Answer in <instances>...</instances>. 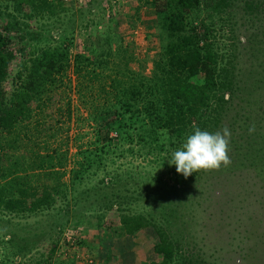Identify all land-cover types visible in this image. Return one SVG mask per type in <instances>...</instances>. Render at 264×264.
I'll return each mask as SVG.
<instances>
[{
    "label": "trees",
    "instance_id": "1",
    "mask_svg": "<svg viewBox=\"0 0 264 264\" xmlns=\"http://www.w3.org/2000/svg\"><path fill=\"white\" fill-rule=\"evenodd\" d=\"M143 2L159 18V39L166 40L147 73L144 61L121 44L120 33L95 30V42L88 34L73 43L71 31L81 35L86 28L63 22L71 2L10 0L9 11L3 5L0 82L9 78L12 88L7 95L0 89V216L48 210L68 215V205L76 209L93 197L101 208L115 207L124 233L150 227L156 238L152 249L165 264H205L192 257L183 236H176L177 207L163 196L186 190L201 176L243 166H252L264 182V0ZM238 3L252 22L243 33L232 16ZM203 10L228 26L229 41L214 44L209 26L190 17ZM45 101L57 107L42 112ZM71 120L74 136L89 137L78 142L66 168ZM195 127L212 133L230 129L231 168L201 169L185 178L169 164ZM16 148L22 149L20 155L14 154ZM125 156L143 159L145 174L131 167L119 173L120 165L131 162L117 163ZM161 166L164 176L172 174L167 180L152 174ZM47 240L50 260L56 242ZM3 241L11 257L23 258L33 248L26 236L12 234Z\"/></svg>",
    "mask_w": 264,
    "mask_h": 264
},
{
    "label": "rangeland",
    "instance_id": "2",
    "mask_svg": "<svg viewBox=\"0 0 264 264\" xmlns=\"http://www.w3.org/2000/svg\"><path fill=\"white\" fill-rule=\"evenodd\" d=\"M90 2L80 0L71 3L73 6L69 5L72 9H81L80 13L78 9L73 12L70 8L64 12V23L71 24L73 28L76 25L86 28V32L81 35L71 31L73 43L79 42L81 37L88 34L89 41L95 42L93 34L95 30L99 32L105 30L104 32L111 34L120 33L121 44L131 51L134 58L144 61L143 68L147 73L151 59L157 56L166 41L158 37L163 31L153 8L148 3H142V0H90ZM4 4L7 11L12 9L10 0H0V11L5 10ZM237 5L239 7L233 8L232 16L237 22L238 31L240 29L243 33L245 27H249L252 22L247 20L240 3ZM19 7L23 8L22 11L26 8L24 5ZM88 8L90 11H87ZM190 17L200 25L205 23L209 26L214 36L212 38L214 44L229 41L228 26L223 22L214 21L216 17L211 16L210 12L203 10L201 15L193 13ZM16 19L21 21V15H17ZM29 25L33 27L30 22ZM238 39L242 40V36L238 35ZM72 48L73 46H69L71 52ZM14 69L10 68L9 71L13 74ZM11 88L9 78L0 82V89L4 95H7ZM49 102L54 103L55 99L51 98ZM49 102L45 101L40 105L42 112L52 110L51 106L57 107L56 104L50 105ZM37 111L38 109H34L33 116L39 117ZM32 120L29 125L34 124L35 120ZM70 122L72 120L69 121L67 131L69 139L65 144L66 148H69L66 168L71 165L78 142H84L89 137L74 136L75 129ZM42 126L44 130V125ZM85 130L86 127L81 128V133ZM74 137L76 141L73 140ZM13 152L20 155L22 149L16 148ZM124 160L131 162L129 165L126 163L120 165L119 173L131 167L145 174L143 159L125 156L124 159L117 160V163ZM164 170L166 167L161 166L152 174L159 172L157 175L167 180L172 174L164 176ZM62 179H66V176ZM93 180L86 185L92 184ZM127 186L136 189L132 184ZM163 198L174 201L173 204L177 208L172 229L176 236H183L188 241V250L193 258L203 260L205 264H264V182L252 166L230 171L220 170L212 175L208 174L207 177L201 176L188 185L186 190L167 191ZM92 200L93 197L81 200L82 205L76 209L68 205L67 210L72 211L67 212L68 215H64L62 211L55 215L51 210L35 212L29 216L1 215L0 264H42L45 259L47 264H71V261L72 264H165L161 255L152 249L156 238L150 227L142 228L134 234H126L118 225L119 214L115 207L101 208L97 201ZM98 215L102 217L99 218V226H96ZM12 234L16 238L26 236L33 241L31 243L33 248L23 258H19L22 255L11 257L12 249L3 241ZM48 237L52 242H56L50 260L46 258L49 248Z\"/></svg>",
    "mask_w": 264,
    "mask_h": 264
},
{
    "label": "clouds",
    "instance_id": "3",
    "mask_svg": "<svg viewBox=\"0 0 264 264\" xmlns=\"http://www.w3.org/2000/svg\"><path fill=\"white\" fill-rule=\"evenodd\" d=\"M248 131L250 135L254 134L255 125H250ZM230 139L231 131L227 127L215 133L195 127L193 134L173 151L169 164L175 165L177 173L185 178L201 169L218 171L221 167L227 168L231 164Z\"/></svg>",
    "mask_w": 264,
    "mask_h": 264
},
{
    "label": "built area",
    "instance_id": "4",
    "mask_svg": "<svg viewBox=\"0 0 264 264\" xmlns=\"http://www.w3.org/2000/svg\"><path fill=\"white\" fill-rule=\"evenodd\" d=\"M65 2H71L74 3L75 1H80V0H64Z\"/></svg>",
    "mask_w": 264,
    "mask_h": 264
}]
</instances>
